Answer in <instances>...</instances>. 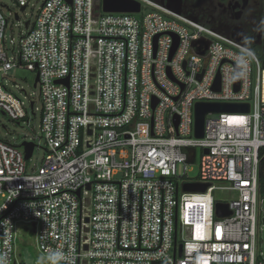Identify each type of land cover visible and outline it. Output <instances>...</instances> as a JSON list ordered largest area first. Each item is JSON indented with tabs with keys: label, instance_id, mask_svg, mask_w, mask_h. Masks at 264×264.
<instances>
[{
	"label": "built area",
	"instance_id": "built-area-1",
	"mask_svg": "<svg viewBox=\"0 0 264 264\" xmlns=\"http://www.w3.org/2000/svg\"><path fill=\"white\" fill-rule=\"evenodd\" d=\"M12 1L25 9L30 0ZM137 1L138 12H104L101 0H43L8 56L0 0V73L38 76L41 106L30 104L45 139L40 165L28 168L32 154L0 137L3 264H18V223L43 255L62 250L65 264H264V65L245 36L212 19ZM198 102L248 111L208 112L195 137ZM0 111L26 115L2 83ZM216 190L236 195L215 199ZM217 202L230 214L219 217Z\"/></svg>",
	"mask_w": 264,
	"mask_h": 264
},
{
	"label": "rangeland",
	"instance_id": "rangeland-1",
	"mask_svg": "<svg viewBox=\"0 0 264 264\" xmlns=\"http://www.w3.org/2000/svg\"><path fill=\"white\" fill-rule=\"evenodd\" d=\"M42 1L43 0H30L25 9H19L14 1L4 0V3L8 6L4 8V12L9 17V24L5 31V44L8 56H14V54L10 52L11 47L13 45L16 46L20 35L25 31V22L34 20L35 14ZM182 2L183 5H187L188 7L187 9H185L186 7H181V11L185 13L187 12L188 14L205 21L203 18L207 16L205 11L209 8L210 0H183ZM149 10L150 8L144 4L142 7V13ZM15 13L18 14V18H15ZM204 13H206V16H203ZM136 16L140 17L139 14ZM207 17L210 19L212 18L210 15ZM212 19H214V17ZM211 23L214 24V26L219 27L213 20H211ZM243 26L242 29L239 27H232V29L225 31L236 37H243L246 36V34L254 32L252 26ZM254 36L255 39L258 38L256 32ZM253 44L255 45V43ZM253 48L259 59L263 61L264 56L261 57L260 54L262 53L264 55V53L259 51L256 45L253 46ZM35 76L36 74L33 71L23 67H13L5 73H0V83L4 84L12 93L23 101L26 114L18 121L0 111V137L17 145H20L22 141H30L34 143L35 146L32 156L27 161L28 168L40 165L45 153L43 149L45 146V139L39 127L40 112L38 109L34 110L36 112V115H34L30 104V101H34V107L39 108L41 106V101L39 100V88L37 85L34 86ZM199 158L200 150L197 149L194 161L187 165V176L193 178L198 174ZM213 195L215 199H231L236 193L228 190H216ZM15 228L14 259L18 264H38V258L44 255L37 248L31 228L23 227L20 223L16 224Z\"/></svg>",
	"mask_w": 264,
	"mask_h": 264
},
{
	"label": "water",
	"instance_id": "water-1",
	"mask_svg": "<svg viewBox=\"0 0 264 264\" xmlns=\"http://www.w3.org/2000/svg\"><path fill=\"white\" fill-rule=\"evenodd\" d=\"M167 7L173 8L176 12H180V6L167 3ZM101 9L104 12H138L140 9V3L137 0H101ZM17 18V15H15ZM27 24V22H25ZM38 81V76H35L34 86H36ZM60 82V81H56ZM214 89H218V78L217 82L213 85ZM234 89H238V70L235 73V83ZM155 102H153L154 106ZM248 104L239 103H214V102H198L194 105V136L202 137L204 130V116L208 112H247ZM21 146L24 149V158H30L34 143L30 141H22ZM89 187V185H87ZM207 187L206 184L201 183H185L183 189L186 191H204ZM216 214L219 217L230 214L227 204L217 202L215 204ZM87 220V219H86ZM182 251V244L178 246V254L180 255Z\"/></svg>",
	"mask_w": 264,
	"mask_h": 264
},
{
	"label": "flooded vegetation",
	"instance_id": "flooded-vegetation-1",
	"mask_svg": "<svg viewBox=\"0 0 264 264\" xmlns=\"http://www.w3.org/2000/svg\"><path fill=\"white\" fill-rule=\"evenodd\" d=\"M155 1L165 5L167 3L179 5L180 8L186 7L185 9L188 7L183 5V0ZM205 12L207 16L214 17L211 19L226 31L232 27L242 29L243 25V27L252 26L258 36L254 43L257 49L264 53V0H210L209 8ZM206 13L203 16H206Z\"/></svg>",
	"mask_w": 264,
	"mask_h": 264
},
{
	"label": "clouds",
	"instance_id": "clouds-1",
	"mask_svg": "<svg viewBox=\"0 0 264 264\" xmlns=\"http://www.w3.org/2000/svg\"><path fill=\"white\" fill-rule=\"evenodd\" d=\"M245 42L250 43V38L245 37ZM66 256L62 250H48V252L38 258V264H65ZM0 264H3V258L0 257Z\"/></svg>",
	"mask_w": 264,
	"mask_h": 264
},
{
	"label": "trees",
	"instance_id": "trees-1",
	"mask_svg": "<svg viewBox=\"0 0 264 264\" xmlns=\"http://www.w3.org/2000/svg\"><path fill=\"white\" fill-rule=\"evenodd\" d=\"M186 14H188V13L186 12ZM254 35H255V32L246 34L245 37L250 38V41H251L250 43H247L248 45L255 46L253 44V40L255 37ZM260 55H261V57L264 56L262 53ZM262 62L264 63V60ZM259 155H260L259 177H258L259 193H260V195H264V149L263 148L260 149Z\"/></svg>",
	"mask_w": 264,
	"mask_h": 264
}]
</instances>
